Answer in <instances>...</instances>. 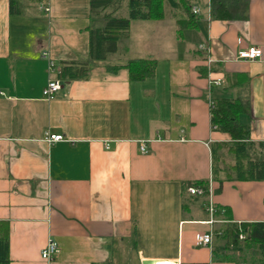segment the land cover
<instances>
[{"label": "crops", "instance_id": "1", "mask_svg": "<svg viewBox=\"0 0 264 264\" xmlns=\"http://www.w3.org/2000/svg\"><path fill=\"white\" fill-rule=\"evenodd\" d=\"M21 6L11 15L9 0H0V221L8 227V264H248L215 231L264 221V179L226 177L234 155L216 147L213 157L212 149L231 137L213 126L210 102L242 96L238 121L264 158V0H246L231 18L212 17L202 0L192 5L194 25L184 28L188 15L166 4L161 19L131 20L117 53L72 80L58 73L88 59L89 30L99 24L90 0ZM252 46L260 58L237 57ZM131 59L152 60L153 73L131 78ZM53 78L62 86L45 98ZM196 185L203 195L187 191ZM209 232L210 245H194L197 233ZM49 238L59 251L46 261L40 253Z\"/></svg>", "mask_w": 264, "mask_h": 264}, {"label": "trees", "instance_id": "2", "mask_svg": "<svg viewBox=\"0 0 264 264\" xmlns=\"http://www.w3.org/2000/svg\"><path fill=\"white\" fill-rule=\"evenodd\" d=\"M24 0H9L11 15L23 13L21 3ZM42 2V0H26ZM202 0H90V16L99 24L89 30L88 59L82 62L61 66L58 77L72 80L87 76L91 61L106 59L117 53L118 42L128 36L131 20H156L165 16V5L180 9L188 15V20L179 23L180 28L194 25L197 15L192 11L193 4ZM246 6V0H209L212 17L231 18ZM126 11L125 15L122 12ZM131 78L142 79L153 73L154 62L147 59H131L127 63ZM246 111L245 102L240 94L232 98H217L211 107V122L218 130L230 135L231 141L224 146L216 145L212 149L213 157H218L216 147H226L227 153L234 155V163L227 167L228 179H264V158L256 144L249 141V130L238 121ZM217 167L213 166L216 176ZM244 234L239 239V234ZM215 235L224 239L225 249L229 246L238 250L243 259L249 257L248 264H264V221L229 223L224 229L216 230ZM229 257V256H228ZM8 227L0 221V264H8Z\"/></svg>", "mask_w": 264, "mask_h": 264}, {"label": "built area", "instance_id": "3", "mask_svg": "<svg viewBox=\"0 0 264 264\" xmlns=\"http://www.w3.org/2000/svg\"><path fill=\"white\" fill-rule=\"evenodd\" d=\"M47 11L49 10L48 7L45 8ZM193 13H198L199 10L197 7H193L192 8ZM261 49L259 47H248L246 49H241L238 51L237 53V57L239 59H245V60H254L257 58L261 57ZM51 72H54V68H53V63H50L49 66ZM215 84L219 85L220 84V80L216 79ZM62 84H61V80L58 78H53L48 80L46 86L43 89V96L45 98H52L53 95L61 88ZM211 107L213 106V102H210ZM48 141L49 142H54V141H60L62 140V136L61 135H49L48 137ZM141 150L145 151L144 146H141ZM187 191L190 194H195V195H203L205 193V189L202 186L196 185V186H190L187 188ZM208 192L210 194L211 190L208 187ZM206 211L209 213V223H214L216 221V219L214 218V213L216 211V207L214 206V204L211 202V200H209L206 204L205 207ZM212 238H213V232H209V233H197L195 235V242L194 245L197 247L200 246H208L211 244L212 242ZM244 238V234H239V239H243ZM59 251V246L57 241H55L52 238H49L45 244V246L41 249V257L46 260V261H50L52 259V257L54 255H56ZM171 264H179V262L175 261V262H171Z\"/></svg>", "mask_w": 264, "mask_h": 264}, {"label": "water", "instance_id": "4", "mask_svg": "<svg viewBox=\"0 0 264 264\" xmlns=\"http://www.w3.org/2000/svg\"><path fill=\"white\" fill-rule=\"evenodd\" d=\"M150 261H151V259H145V260L142 261V264H149Z\"/></svg>", "mask_w": 264, "mask_h": 264}, {"label": "rangeland", "instance_id": "5", "mask_svg": "<svg viewBox=\"0 0 264 264\" xmlns=\"http://www.w3.org/2000/svg\"><path fill=\"white\" fill-rule=\"evenodd\" d=\"M247 262H249V257L246 259Z\"/></svg>", "mask_w": 264, "mask_h": 264}, {"label": "bare ground", "instance_id": "6", "mask_svg": "<svg viewBox=\"0 0 264 264\" xmlns=\"http://www.w3.org/2000/svg\"><path fill=\"white\" fill-rule=\"evenodd\" d=\"M150 264V263H149Z\"/></svg>", "mask_w": 264, "mask_h": 264}]
</instances>
